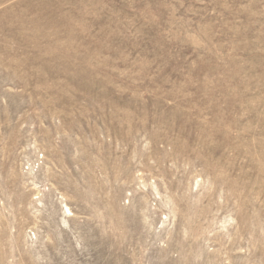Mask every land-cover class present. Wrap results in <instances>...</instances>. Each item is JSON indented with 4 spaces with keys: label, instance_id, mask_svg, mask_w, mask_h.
<instances>
[{
    "label": "rangeland",
    "instance_id": "1",
    "mask_svg": "<svg viewBox=\"0 0 264 264\" xmlns=\"http://www.w3.org/2000/svg\"><path fill=\"white\" fill-rule=\"evenodd\" d=\"M0 264H264V0H0Z\"/></svg>",
    "mask_w": 264,
    "mask_h": 264
}]
</instances>
